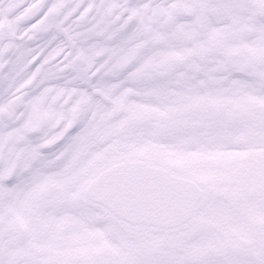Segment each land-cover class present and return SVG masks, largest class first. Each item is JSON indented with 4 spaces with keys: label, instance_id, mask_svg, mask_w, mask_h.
Here are the masks:
<instances>
[{
    "label": "snow or ice",
    "instance_id": "1",
    "mask_svg": "<svg viewBox=\"0 0 264 264\" xmlns=\"http://www.w3.org/2000/svg\"><path fill=\"white\" fill-rule=\"evenodd\" d=\"M0 264H264V0H0Z\"/></svg>",
    "mask_w": 264,
    "mask_h": 264
}]
</instances>
